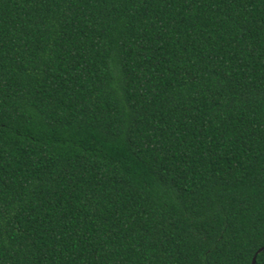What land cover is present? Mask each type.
<instances>
[{
	"label": "trees",
	"instance_id": "obj_1",
	"mask_svg": "<svg viewBox=\"0 0 264 264\" xmlns=\"http://www.w3.org/2000/svg\"><path fill=\"white\" fill-rule=\"evenodd\" d=\"M264 0H0V264H264Z\"/></svg>",
	"mask_w": 264,
	"mask_h": 264
},
{
	"label": "water",
	"instance_id": "obj_2",
	"mask_svg": "<svg viewBox=\"0 0 264 264\" xmlns=\"http://www.w3.org/2000/svg\"><path fill=\"white\" fill-rule=\"evenodd\" d=\"M263 247H264V246L259 247V248L256 250L255 253H257V252H258L259 250H261ZM250 264H255V254L252 256Z\"/></svg>",
	"mask_w": 264,
	"mask_h": 264
}]
</instances>
